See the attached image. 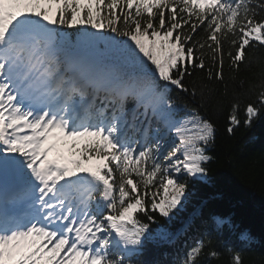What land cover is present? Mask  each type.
<instances>
[{"label":"snow or ice","instance_id":"snow-or-ice-1","mask_svg":"<svg viewBox=\"0 0 264 264\" xmlns=\"http://www.w3.org/2000/svg\"><path fill=\"white\" fill-rule=\"evenodd\" d=\"M258 46L264 0H0V264H144L147 245L172 242L157 217L171 222L189 181L207 182L216 127L170 93L195 99L184 81L197 70L235 81ZM257 87L243 109L227 104L229 134L264 113ZM214 262L245 264L244 249L222 254L206 232L176 264Z\"/></svg>","mask_w":264,"mask_h":264},{"label":"trees","instance_id":"trees-1","mask_svg":"<svg viewBox=\"0 0 264 264\" xmlns=\"http://www.w3.org/2000/svg\"><path fill=\"white\" fill-rule=\"evenodd\" d=\"M65 31L68 32L69 43H76L77 30ZM102 49L107 52L104 46ZM248 55L252 63L242 66L235 81L229 80L227 67L225 83L207 81L206 73L197 70L184 81L190 89H197L195 99L190 93L175 88L170 93L176 99L181 114L187 104L189 107H198L201 114L211 120L216 127L215 142L208 151L212 159L206 165L209 170L207 182L189 181L187 203L183 210L176 212L171 222L157 217L159 223L173 233L174 239L170 243L147 245L144 255L139 258L144 264H176L195 238L206 232L211 235L213 246L222 254L228 247H242L245 264H264V113L250 127L241 124L232 134L226 130L227 104L233 96L241 99L243 109L244 104L254 98V94L259 91L257 86L264 80V47L258 46ZM240 81L244 82L243 87ZM205 84L208 88L205 89V97L201 99L199 91ZM133 105L135 101L132 99L125 102L128 120L133 116ZM142 111L140 109L136 113L138 126L144 121V117L139 114ZM166 151L167 148H163L162 152ZM208 214L210 218L216 215L229 219L233 227H225L219 232L212 227L208 229L205 225L210 223ZM157 227L152 225L153 229ZM241 232L248 234L247 243L235 240V236ZM232 236L233 242H229Z\"/></svg>","mask_w":264,"mask_h":264},{"label":"bare ground","instance_id":"bare-ground-1","mask_svg":"<svg viewBox=\"0 0 264 264\" xmlns=\"http://www.w3.org/2000/svg\"><path fill=\"white\" fill-rule=\"evenodd\" d=\"M134 109H135V107H134ZM141 110H142V109H141ZM206 218H207V217H206ZM209 218H210V214H208V219H209ZM205 225L208 226V229L211 228V223H206ZM233 239H234V237L232 236V237L230 238L229 242H233ZM235 240L239 242V236H237V237L235 236ZM235 240H234V241H235ZM245 243H247V242H245Z\"/></svg>","mask_w":264,"mask_h":264},{"label":"rangeland","instance_id":"rangeland-1","mask_svg":"<svg viewBox=\"0 0 264 264\" xmlns=\"http://www.w3.org/2000/svg\"><path fill=\"white\" fill-rule=\"evenodd\" d=\"M164 148H165V149L167 148V142L165 143Z\"/></svg>","mask_w":264,"mask_h":264}]
</instances>
